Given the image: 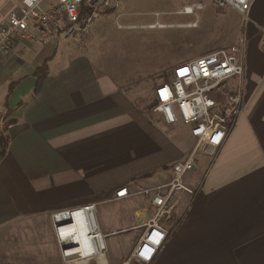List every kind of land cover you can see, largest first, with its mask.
Returning <instances> with one entry per match:
<instances>
[{
  "label": "crops",
  "instance_id": "0c3cea01",
  "mask_svg": "<svg viewBox=\"0 0 264 264\" xmlns=\"http://www.w3.org/2000/svg\"><path fill=\"white\" fill-rule=\"evenodd\" d=\"M19 2L0 0V24ZM228 12L236 18L226 21L225 46L236 41L240 24ZM249 15L242 111L212 162L201 154L210 163L198 167L200 187L182 197L150 264H264V0H254ZM72 43L19 40L0 58V110L8 118L0 127L8 138L5 151L0 144V264H121L134 239L119 259L107 252L65 263L52 214L110 201L131 184V190L162 184L182 159L176 143L192 149L189 128L171 142L176 133L157 119L129 112L110 75L76 55ZM60 44L70 54L59 65ZM130 198L117 200L121 208L111 212L121 217ZM142 199L134 219H99L106 236L148 220L149 201Z\"/></svg>",
  "mask_w": 264,
  "mask_h": 264
},
{
  "label": "built area",
  "instance_id": "2783aa9c",
  "mask_svg": "<svg viewBox=\"0 0 264 264\" xmlns=\"http://www.w3.org/2000/svg\"><path fill=\"white\" fill-rule=\"evenodd\" d=\"M184 1L188 4L178 13L196 15L209 6L221 13L235 11L240 17L239 34L229 46L177 64L170 77L157 85L154 116L168 133H176L182 127L189 128L193 145L190 157L171 167L167 182L137 190H131V184L117 191L115 201L139 196L149 201L150 209L148 220L143 225L135 224L115 232H141L131 255L121 264H150L153 261L171 232L168 222L173 218L181 198L184 195L194 196L200 187L202 175L195 157L201 154L215 157L242 111L248 45L246 27L251 21L249 11L254 0ZM121 6V0H20L6 22L0 24V58L9 57L19 40L47 45L88 35L102 17L117 13ZM7 123L6 110H0V127ZM80 208L89 216L96 217V204ZM71 210L54 213L55 225L58 217L60 221L62 215ZM96 222L89 219L92 229L88 236L95 244L92 254L103 256L107 249L106 235ZM59 241L65 245L62 250L64 255L68 247L60 238Z\"/></svg>",
  "mask_w": 264,
  "mask_h": 264
},
{
  "label": "rangeland",
  "instance_id": "374dc122",
  "mask_svg": "<svg viewBox=\"0 0 264 264\" xmlns=\"http://www.w3.org/2000/svg\"><path fill=\"white\" fill-rule=\"evenodd\" d=\"M121 2L120 11L102 17L90 34L75 37L70 45L75 49L76 55L84 56L97 72L110 75L114 85L126 97L129 112H137L154 121L156 117L153 108L157 85L170 77L177 64L194 60L224 47L230 41L226 21L231 15L233 18H236V15L232 12L224 15L211 6L196 15L178 13L185 4H188L184 0H121ZM157 23L162 27L156 26ZM153 26L155 28H152ZM69 50V46L59 45L57 53L59 65L67 61ZM180 135L181 131L176 132L169 140L171 142L175 139L180 140ZM176 145L181 150L179 152L175 149L177 156L182 157L180 161L187 160L191 151L178 142ZM213 158L209 157L210 161ZM195 159L202 169L210 163L201 155H197ZM110 201L105 198L97 203L78 206L96 204V220L105 235L99 219H134L132 214L143 199L137 196L122 202L124 213L119 218L118 213L111 212V208L118 211L121 207L114 204L118 203L117 201ZM181 201L182 198L177 207ZM52 216L53 229L57 234L59 247L63 250L65 245L59 241L58 228ZM140 235V231H130L118 236H106L107 249L104 255L108 252L115 259H119L130 248V242L133 239V242H137ZM64 260L67 263L75 258L64 257Z\"/></svg>",
  "mask_w": 264,
  "mask_h": 264
},
{
  "label": "bare ground",
  "instance_id": "6f19581e",
  "mask_svg": "<svg viewBox=\"0 0 264 264\" xmlns=\"http://www.w3.org/2000/svg\"><path fill=\"white\" fill-rule=\"evenodd\" d=\"M162 27V26H158ZM155 28V27H152ZM77 214L80 219L77 220V218L74 216ZM63 217L59 221H56V228H58L59 238L61 239V242H64L66 246L68 247L67 251H64V256L71 259L75 258L76 262L83 259V258H91L94 257L92 254L95 250V244L94 241L90 236H88L89 233H91V229L89 226V219H95V216H89L88 213L83 208H75L72 209L69 213L63 214ZM80 221L81 226L78 224ZM97 224V222H96ZM59 225L61 227L59 228ZM82 233L84 237V244L82 245L79 240H76V236L78 234ZM101 255H96V257ZM71 261H68V263Z\"/></svg>",
  "mask_w": 264,
  "mask_h": 264
},
{
  "label": "trees",
  "instance_id": "16d2710c",
  "mask_svg": "<svg viewBox=\"0 0 264 264\" xmlns=\"http://www.w3.org/2000/svg\"><path fill=\"white\" fill-rule=\"evenodd\" d=\"M112 13V12H110ZM154 106H155V102H154ZM0 144L3 146L2 151H5L6 146L8 144V138L4 137L2 134L0 135Z\"/></svg>",
  "mask_w": 264,
  "mask_h": 264
}]
</instances>
